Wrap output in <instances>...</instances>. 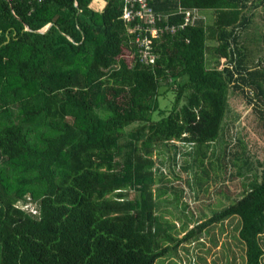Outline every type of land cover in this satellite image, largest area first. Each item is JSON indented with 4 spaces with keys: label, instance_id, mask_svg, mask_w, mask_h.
<instances>
[{
    "label": "trees",
    "instance_id": "obj_1",
    "mask_svg": "<svg viewBox=\"0 0 264 264\" xmlns=\"http://www.w3.org/2000/svg\"><path fill=\"white\" fill-rule=\"evenodd\" d=\"M104 1L0 0V264H157L203 247L217 226L219 246L235 219L244 264H264V161L238 139L229 164L242 195L178 227L166 204L181 196L166 197L154 157L173 148L176 164L182 152L198 186L209 167L219 177L234 95L264 131V56L251 30L264 0H148L163 31L147 61L125 0Z\"/></svg>",
    "mask_w": 264,
    "mask_h": 264
},
{
    "label": "rangeland",
    "instance_id": "obj_2",
    "mask_svg": "<svg viewBox=\"0 0 264 264\" xmlns=\"http://www.w3.org/2000/svg\"><path fill=\"white\" fill-rule=\"evenodd\" d=\"M260 10V11H259ZM258 16L255 17V23L252 26V34L254 36L261 37L259 42L253 43V46L256 49V54H262L264 56V9H259ZM205 15L213 14L212 10H204L201 12ZM261 46V51L257 49V47ZM124 56H130L125 51ZM211 57V55H209ZM259 56H256L255 59H258ZM131 60V58H130ZM173 99V92H168L167 96H161V107L167 109L171 106V101ZM230 105L231 109L227 112L225 122H224V132L222 133L223 140H230V144L227 146V151L229 150V155L225 156L223 159V163H228V168H222L221 175L219 177H215L216 171L210 170V176L208 180H204L202 186H198L194 179H192V174H190V170L186 169L184 165V159H187L186 156L182 157L181 153L177 156V163L175 164L169 156H173V148L170 150L162 149L161 154L157 156L154 155L156 158V167H160V170L163 171L165 174L164 184L163 187L168 188V193L166 197L168 199H172L174 201V195H180V203L178 206L174 205L171 202H168L167 207L173 213H175V219L177 221L178 227L183 226V222H188V225H194V219L200 220L204 214L211 215L213 211L220 210L224 205L229 204L232 202L233 198L239 197L242 195L244 191V186L242 184L243 177L239 176L237 172V166H233L229 161L230 158V151H238L242 153L243 151V144L247 147V151H250L251 154L254 155L255 159H260L264 161V131L263 128L259 124V119L256 116L255 112L253 111V107L248 105L242 95H234L230 98ZM161 114L159 111L154 113V119L160 118ZM238 139H241L242 143L238 142ZM222 140V142H223ZM220 142L215 144L217 150H221V146L223 143ZM180 145V142H177ZM185 150L184 147H182ZM209 160L206 161V165H208ZM232 173L233 176L230 174ZM160 175V171H158ZM177 175V176H175ZM200 176V175H199ZM203 176L199 178V181L203 180ZM188 178L191 179V185L188 183ZM198 180V178H197ZM161 185V183H159ZM232 200V201H230ZM161 209L159 213H162V201L160 202ZM167 217H170L169 213H165ZM225 234L220 240L219 246L212 245V235L217 234L220 236L222 233L219 234V228L216 227L211 233V235H207L204 237V246L203 247H195V244H187L188 247L185 248L181 246L179 248V254L181 258L177 256H172L162 263L158 262L157 264H189L188 259L195 255L196 253H200L204 260L200 261V264H228L226 263V256L229 258V264H244V256L245 251L243 249V245L239 240L238 237V230L236 229L237 226V219L234 221L225 222ZM181 234L183 235V228L179 229ZM262 241L264 244V234L262 236ZM211 248L210 252H207V249ZM184 259V260H183ZM183 260V261H182ZM159 261V260H158ZM182 261V262H181ZM196 261L198 258L196 257ZM180 262V263H179Z\"/></svg>",
    "mask_w": 264,
    "mask_h": 264
},
{
    "label": "built area",
    "instance_id": "obj_3",
    "mask_svg": "<svg viewBox=\"0 0 264 264\" xmlns=\"http://www.w3.org/2000/svg\"><path fill=\"white\" fill-rule=\"evenodd\" d=\"M123 17L126 21L138 20L131 31H137L135 39L138 49L143 53V59L151 60L150 47L153 37H158L163 31L157 23L161 20L162 15L156 13L148 0H125ZM169 27V26H166ZM172 26V30H174Z\"/></svg>",
    "mask_w": 264,
    "mask_h": 264
},
{
    "label": "crops",
    "instance_id": "obj_4",
    "mask_svg": "<svg viewBox=\"0 0 264 264\" xmlns=\"http://www.w3.org/2000/svg\"><path fill=\"white\" fill-rule=\"evenodd\" d=\"M96 2V6L100 9L103 7V5L105 4L104 0H95Z\"/></svg>",
    "mask_w": 264,
    "mask_h": 264
},
{
    "label": "water",
    "instance_id": "obj_5",
    "mask_svg": "<svg viewBox=\"0 0 264 264\" xmlns=\"http://www.w3.org/2000/svg\"><path fill=\"white\" fill-rule=\"evenodd\" d=\"M50 25H51V23L48 26H46L44 29H42L41 31L42 32L46 31L49 28Z\"/></svg>",
    "mask_w": 264,
    "mask_h": 264
}]
</instances>
